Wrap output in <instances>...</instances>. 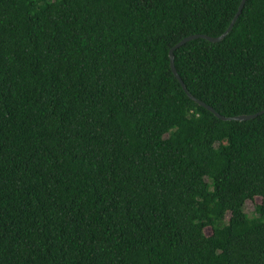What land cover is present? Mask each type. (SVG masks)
<instances>
[{"label": "trees", "instance_id": "trees-1", "mask_svg": "<svg viewBox=\"0 0 264 264\" xmlns=\"http://www.w3.org/2000/svg\"><path fill=\"white\" fill-rule=\"evenodd\" d=\"M240 1L0 0V264H264V116L168 58ZM173 56L264 112V0Z\"/></svg>", "mask_w": 264, "mask_h": 264}, {"label": "water", "instance_id": "water-1", "mask_svg": "<svg viewBox=\"0 0 264 264\" xmlns=\"http://www.w3.org/2000/svg\"><path fill=\"white\" fill-rule=\"evenodd\" d=\"M245 1L246 0H241L239 2V5H238L237 10H236V13L234 14L232 20L230 21V23H229L228 27L226 28L225 33L223 35H221L220 37H218L216 39H211V38H208V37H205V36L188 37V38L182 40L180 43H178L174 48H172L169 51V56H168V58H169V65H170V71H171L173 77L175 78V80L180 85V87H181L183 93L186 95V97L190 101L194 102L196 105H198L199 107H201L202 109H204L205 111L209 112L218 121L223 122V123H229V122L245 123V122L253 121V120L257 119L258 117L264 116V112L258 113V114L253 115V116H248V117L243 116V117H237V118H232V119H225L223 117H220L211 108L206 107L204 104L196 101L195 99H193L189 95V93L187 92L185 86L183 85L182 81L180 80V78L178 77V75H177V73L175 71L174 63H173V60H174L173 53L176 52L177 50L181 49L182 47H184L186 44H188L190 42L197 41V40H202V41H205V42H207L209 44H213V45L221 43L225 39V37L229 34V32L231 31L234 23L236 22L237 18L239 17Z\"/></svg>", "mask_w": 264, "mask_h": 264}, {"label": "rangeland", "instance_id": "rangeland-1", "mask_svg": "<svg viewBox=\"0 0 264 264\" xmlns=\"http://www.w3.org/2000/svg\"><path fill=\"white\" fill-rule=\"evenodd\" d=\"M259 204V200L255 199L252 202H245L244 206H243V214L247 217V218H251L253 216V212H254V207L256 205ZM227 219V216L225 217V220ZM260 223L262 225H264V220H261ZM205 235L208 237L210 235V231L206 230L205 231Z\"/></svg>", "mask_w": 264, "mask_h": 264}]
</instances>
